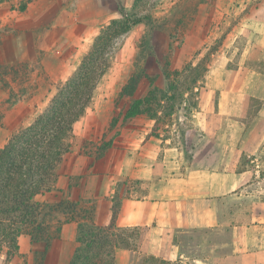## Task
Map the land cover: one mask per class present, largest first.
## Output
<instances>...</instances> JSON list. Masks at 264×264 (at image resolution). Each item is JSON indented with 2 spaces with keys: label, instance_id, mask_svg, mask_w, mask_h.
I'll use <instances>...</instances> for the list:
<instances>
[{
  "label": "crops",
  "instance_id": "crops-1",
  "mask_svg": "<svg viewBox=\"0 0 264 264\" xmlns=\"http://www.w3.org/2000/svg\"><path fill=\"white\" fill-rule=\"evenodd\" d=\"M72 1L75 7L50 0L36 10L34 0L24 12L6 13L22 21L21 56L39 60L55 83L67 79L81 59V41L117 19L119 7L126 13L135 2ZM247 27L251 33L237 63L225 50L213 56L204 88L208 97L203 100L199 92L200 137L186 147L188 163L184 147L159 131L123 129L99 169L89 172L86 193L94 200V223H110L111 198L119 193L116 226L142 230L137 250L117 249L115 264H131L136 255L171 264H264V66L256 67L264 65V0ZM72 28H81L77 36H71ZM58 181L65 191L68 182L59 187ZM116 181L123 183L120 191ZM125 181L145 184L144 197H126ZM72 195L73 187L69 200ZM60 234L74 239L76 223L64 224Z\"/></svg>",
  "mask_w": 264,
  "mask_h": 264
},
{
  "label": "rangeland",
  "instance_id": "rangeland-1",
  "mask_svg": "<svg viewBox=\"0 0 264 264\" xmlns=\"http://www.w3.org/2000/svg\"><path fill=\"white\" fill-rule=\"evenodd\" d=\"M49 1L37 0L36 10ZM260 1L138 0L137 5L125 13L130 22L137 18L144 19V21L132 25L129 30L118 37L114 45L111 65L96 86L90 108L73 126L75 138L72 142V149L66 157L58 181L59 187H65L69 176L74 177L76 186L73 187L74 195L70 196V200H78L84 207L94 205L91 202L93 199L87 197V178L90 171L99 169L100 159L93 160L81 156L79 148L82 140L99 142L102 137L108 140L113 136L114 139L123 129L150 128L152 132L159 131L165 137L171 138L174 144L184 147L183 157L186 163L187 156L190 154V150L186 148L187 145H192L194 140L200 137L198 132L200 109L199 107L196 110L185 109L189 103L193 102V99L189 98L182 88L180 91L184 95L182 98L176 96L174 114L163 119L165 124H169L168 126L160 125L161 122L151 123L145 117L122 121L129 99H119L117 95L129 77L138 73L141 68L147 77L140 75L137 78L140 85L134 94L135 98L143 97L147 93L151 81L153 85L164 88L165 79L162 68L166 61L171 70L181 69L186 63H192L194 66H204L208 71L213 56L225 50L228 51V56H231L232 61L237 63L251 33L247 27L248 20ZM16 3L17 0H13L0 4V147L6 143L13 129L33 121L44 106L46 91L49 88L53 91L50 84H56L52 76L42 69L39 60L30 62L21 56L18 37L24 30L21 25L22 21L6 15L10 7ZM62 4L75 7V2L72 0H62ZM119 18L120 16L117 19ZM101 28L96 29L91 39L81 41L79 46L82 50L81 58L88 51ZM80 29L72 28L71 36H77ZM135 64H138V68ZM259 66L261 68L264 66L263 61H260L256 67ZM73 71H70V74ZM207 75L208 72L199 83L201 84L199 92L201 91L203 100L207 96L204 89ZM256 107L257 102H252V110ZM204 111L205 109L202 113ZM206 114L212 115V109ZM114 116L117 117V121L111 129L109 124ZM244 121L247 123L248 119ZM262 158L264 163V154ZM160 160L161 154L157 157V161ZM125 183L128 188L127 195L124 193L125 196L142 198L146 194L145 184L134 181H125ZM122 184L116 181L114 188L120 191ZM118 198L119 193H115L111 198L112 206L117 203ZM59 199L60 193L58 192L45 197V200L50 203ZM55 220H58L62 226L64 225L62 223L64 218L61 214L55 215ZM18 244L20 250L8 264H35L33 252L42 251V246H32L27 236H23ZM74 245L75 237L73 239L69 234L66 239H63L59 234L58 239L51 242L42 263L66 262ZM131 264L161 263L152 261L146 256L136 255Z\"/></svg>",
  "mask_w": 264,
  "mask_h": 264
},
{
  "label": "trees",
  "instance_id": "trees-1",
  "mask_svg": "<svg viewBox=\"0 0 264 264\" xmlns=\"http://www.w3.org/2000/svg\"><path fill=\"white\" fill-rule=\"evenodd\" d=\"M7 1L13 0H0V4ZM32 1L17 0L10 9L24 12ZM137 2L135 0L134 7ZM118 12L120 18L110 20L99 30L67 79L50 84L53 91L51 88L46 91L44 106L33 121L13 129L0 147V264H8L18 254V238L22 235L29 238L32 246H42V251L35 250L33 254L34 263L43 264L51 242L58 239L61 232L62 225L55 220L57 214L63 216V224L76 223V245L67 264H115L117 249L137 250L142 230L121 228L115 224L119 199L112 206L110 223L99 226L94 223L93 207L69 200V192L76 186L74 177L68 178L65 191L57 188L60 172L75 138L73 126L90 108L96 86L111 65L118 37L132 25L144 21L137 18L130 22L121 7ZM168 66L166 61L162 68L165 87L159 88L150 80L147 93L140 98L134 97L140 85L137 78L140 75L146 78L147 75L141 68L129 77L117 95L119 99H129L122 121L145 117L168 126L163 119L174 114L176 99L184 95L180 88L193 99L185 109L196 110L199 83L207 68L192 63L174 70ZM135 67L138 68V64ZM116 121L114 116L109 124L111 129ZM112 141L113 138L106 140L105 137L99 142L82 140L79 153L93 160L101 159L112 146ZM54 192L60 193V199L47 202L46 195ZM149 259L170 264L154 257Z\"/></svg>",
  "mask_w": 264,
  "mask_h": 264
}]
</instances>
